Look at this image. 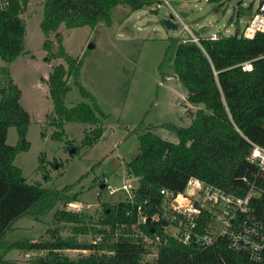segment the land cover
I'll use <instances>...</instances> for the list:
<instances>
[{
	"label": "trees",
	"instance_id": "obj_1",
	"mask_svg": "<svg viewBox=\"0 0 264 264\" xmlns=\"http://www.w3.org/2000/svg\"><path fill=\"white\" fill-rule=\"evenodd\" d=\"M156 1L44 0L40 21L45 37L43 48L50 51L47 38L55 34L61 24L67 29L95 27L98 23L109 25L115 6L123 5L134 12ZM223 1L207 0L214 3L215 8ZM27 2L10 0L9 9L0 13V58L5 62H12L24 53L25 28L20 15ZM157 11L156 8L154 12ZM199 38V45L191 41L182 43V39H171V43L176 46L173 77L186 89L188 103L202 104L203 108L191 112L188 127L172 123L160 125L177 136L175 143L160 138L150 129L138 136V154L125 164L127 177L135 183L131 202L122 196L118 202H104L96 219L82 212L56 209L53 219L71 225V235L65 238L55 228L47 230L49 239L5 240L17 220L23 217L38 220L57 205L65 207L77 201V195L68 194L74 185L49 192L39 184H28L20 169L14 166L15 155L29 148L25 136L30 120L19 104L21 92L17 85L10 79L0 89V264H13L5 259L11 250L34 254L29 264H256L247 255L230 251L224 239L199 249L194 244L184 245L169 238L159 247L153 260H144L148 248L138 229L146 235L152 230L163 235V225L147 220L136 227L138 205L146 215L156 214L160 206L159 190L182 192L191 177L241 196L247 189L242 177L251 179L256 168L247 158L249 145L237 130L251 141L264 145V61H255L249 72L235 66L264 55V34L247 40L238 36L237 28L233 35L216 40ZM53 57L63 59L67 68L61 64L54 67L44 80L52 102V111L47 115L49 125L57 129L51 137L59 139L65 123L88 124L92 129L85 133L82 142L92 146L102 138L106 116L79 82L81 60L66 54L62 47ZM69 78H73L89 103H79L72 108L65 106ZM11 126L23 140L15 146L6 144ZM261 186L264 188V183ZM87 223L94 225L93 228L89 230ZM89 231L92 238L102 234V240L96 245L77 240L78 235ZM66 250L86 251V254L71 258L64 254Z\"/></svg>",
	"mask_w": 264,
	"mask_h": 264
},
{
	"label": "rangeland",
	"instance_id": "obj_2",
	"mask_svg": "<svg viewBox=\"0 0 264 264\" xmlns=\"http://www.w3.org/2000/svg\"><path fill=\"white\" fill-rule=\"evenodd\" d=\"M260 1L224 0L215 8L216 5L207 0H158L134 12L117 5L111 10L109 25L98 23L95 27L67 29L61 24L56 31L59 35L56 37L55 33L47 38L51 49L46 51L43 48L45 37L40 29L44 0H28L20 15L25 28L24 53L12 62L0 58V89L10 79L17 85L21 92L19 104L30 120L25 136L29 148L17 153L13 164L28 184H39L49 192L74 185L68 194H76L77 201L72 202L76 204L74 209L57 205L38 220L30 217L17 220L5 240L49 239L47 230L55 228L63 238L68 237L71 225L53 219L56 209L82 212L96 219L102 203L118 202L120 193L108 195L101 184L105 180L114 187L122 183L135 184L128 179L125 164L138 154V136L150 129L160 138L175 143L177 136L160 125L172 123L188 127L191 112L203 108L202 104L188 103L186 89L173 77L176 46L171 39L187 38L188 30L201 38L213 32L220 37L233 35L253 16ZM170 15L174 16L176 30L167 29L163 23ZM59 47L72 58L81 60L79 82L92 94L106 116L102 138L92 146L82 142L85 133L92 129L88 124L65 123L61 137H51L57 129L49 125L47 115L52 111V102L44 80L54 67L61 64L67 68L63 59L53 57ZM67 85L69 90L64 98L67 108L89 103L73 78L68 79ZM22 141L15 127H9L6 144L15 146ZM81 176L84 177L78 182ZM93 226L87 223L89 230ZM76 238L86 243L93 239L91 231ZM81 253L78 250L64 252L71 258ZM33 255L11 250L5 258L12 259L14 264H27ZM154 258V255H147L144 260Z\"/></svg>",
	"mask_w": 264,
	"mask_h": 264
},
{
	"label": "built area",
	"instance_id": "obj_3",
	"mask_svg": "<svg viewBox=\"0 0 264 264\" xmlns=\"http://www.w3.org/2000/svg\"><path fill=\"white\" fill-rule=\"evenodd\" d=\"M9 7L10 0H0V13L6 12ZM180 23L187 31L183 22ZM186 33L188 37L182 38V43L191 41L199 45L198 36L189 30ZM257 34H264V0L260 1L253 16L238 31V36L247 40L253 39ZM206 38L216 40L220 36L213 32ZM257 60L264 61V55L235 66L249 72ZM237 131L249 145L247 158L256 168L251 179L242 177V181L247 184L246 192L241 196L234 195L193 177L187 180L182 192L161 188L160 206L156 214L148 216L143 213L141 205L136 207V227L138 224H145L147 220L163 225V235L155 230L146 235L138 229L139 235L147 244L146 256L156 257L159 247L165 245L169 238L184 245L194 244L199 249H206L219 239H224L230 251L245 254L256 264H264V188L261 186L264 183V145L251 141ZM101 186L108 195L120 193L125 201L133 200L134 185L130 183L114 187L105 180ZM96 196L99 197L100 193ZM68 207L74 209L76 204L69 203ZM102 237V234L95 236L91 243L98 244Z\"/></svg>",
	"mask_w": 264,
	"mask_h": 264
},
{
	"label": "water",
	"instance_id": "obj_4",
	"mask_svg": "<svg viewBox=\"0 0 264 264\" xmlns=\"http://www.w3.org/2000/svg\"><path fill=\"white\" fill-rule=\"evenodd\" d=\"M172 19H173V17L170 15L168 18H165L163 20V23H164V25L166 26L167 29H169V30H176L177 29V24L173 23ZM58 35L59 34L56 33V37ZM88 47H91V44H89ZM70 152L73 153L74 150L72 149ZM189 193H190V191H189Z\"/></svg>",
	"mask_w": 264,
	"mask_h": 264
},
{
	"label": "crops",
	"instance_id": "obj_5",
	"mask_svg": "<svg viewBox=\"0 0 264 264\" xmlns=\"http://www.w3.org/2000/svg\"><path fill=\"white\" fill-rule=\"evenodd\" d=\"M67 251V250H66ZM79 251V250H78ZM65 252V251H64ZM82 253H85L86 251H81ZM29 255V254H28ZM6 257V256H5ZM33 257V256H32ZM6 259V258H5ZM6 260H9V259H6ZM10 260H12V259H10ZM9 260V261H10ZM25 261H27L26 259H25ZM11 262V261H10ZM30 263V259L28 260V263L27 264H29ZM14 264V263H13Z\"/></svg>",
	"mask_w": 264,
	"mask_h": 264
}]
</instances>
